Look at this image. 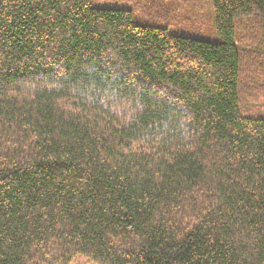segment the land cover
I'll return each mask as SVG.
<instances>
[{
  "label": "trees",
  "instance_id": "1",
  "mask_svg": "<svg viewBox=\"0 0 264 264\" xmlns=\"http://www.w3.org/2000/svg\"><path fill=\"white\" fill-rule=\"evenodd\" d=\"M163 2L0 0V264H264V0Z\"/></svg>",
  "mask_w": 264,
  "mask_h": 264
},
{
  "label": "rangeland",
  "instance_id": "2",
  "mask_svg": "<svg viewBox=\"0 0 264 264\" xmlns=\"http://www.w3.org/2000/svg\"><path fill=\"white\" fill-rule=\"evenodd\" d=\"M134 1L91 0V3L99 7L131 8ZM163 4L171 12L169 28L173 33L208 42L217 41L212 0H164ZM253 32L255 34L254 30ZM70 264L94 263L83 256H76Z\"/></svg>",
  "mask_w": 264,
  "mask_h": 264
}]
</instances>
